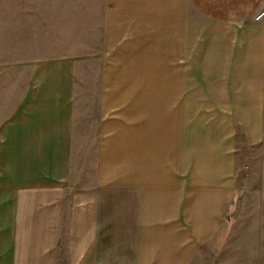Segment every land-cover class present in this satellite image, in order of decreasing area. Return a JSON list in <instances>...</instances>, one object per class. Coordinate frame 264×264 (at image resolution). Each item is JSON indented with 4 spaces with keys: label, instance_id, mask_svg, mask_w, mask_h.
<instances>
[{
    "label": "crops",
    "instance_id": "crops-1",
    "mask_svg": "<svg viewBox=\"0 0 264 264\" xmlns=\"http://www.w3.org/2000/svg\"><path fill=\"white\" fill-rule=\"evenodd\" d=\"M244 149L264 0H0V264H238Z\"/></svg>",
    "mask_w": 264,
    "mask_h": 264
},
{
    "label": "rangeland",
    "instance_id": "rangeland-1",
    "mask_svg": "<svg viewBox=\"0 0 264 264\" xmlns=\"http://www.w3.org/2000/svg\"><path fill=\"white\" fill-rule=\"evenodd\" d=\"M85 71L92 73L91 68L86 69ZM86 81L91 85V78L89 75L86 77ZM247 168L254 169L252 172L253 175H244V171H246ZM237 169L240 170L239 174H241L243 170V177L245 180L242 185L243 187L235 197V200H243V213L242 215H238V217H232L229 222V233L237 232L239 233V236H243V238L237 240L234 236H229V239L226 241L228 245L227 252L229 258H232V260H235V253H237L238 258L242 260L238 264H264V222L260 224L261 239L259 240L253 238V235L256 233V225L252 223L257 211L255 205L258 199H262V197H259L260 193L257 192V183L262 180L264 181L258 152L255 149H244L242 152L239 151L237 154ZM246 179H248V183ZM262 182L260 184L261 186L263 185ZM237 184L240 188L242 182L238 180ZM260 210L264 214V208H261ZM261 219H264V217H261ZM234 263L237 262L234 261Z\"/></svg>",
    "mask_w": 264,
    "mask_h": 264
}]
</instances>
